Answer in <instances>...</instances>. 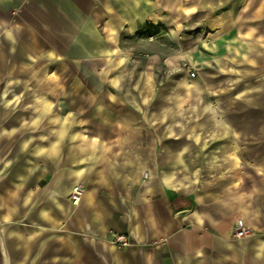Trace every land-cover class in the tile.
I'll list each match as a JSON object with an SVG mask.
<instances>
[{"label": "crops", "instance_id": "1", "mask_svg": "<svg viewBox=\"0 0 264 264\" xmlns=\"http://www.w3.org/2000/svg\"><path fill=\"white\" fill-rule=\"evenodd\" d=\"M222 1L193 0L191 21L203 12L218 31L244 15L264 31V0ZM160 5L0 0V264H264V174L233 161L226 128L184 126L176 101L165 109L181 81L115 77L145 63L121 38ZM41 59L78 77L49 85L46 110L25 126L23 98L9 105L2 88L25 76L38 89ZM238 225L253 235L233 239Z\"/></svg>", "mask_w": 264, "mask_h": 264}, {"label": "rangeland", "instance_id": "2", "mask_svg": "<svg viewBox=\"0 0 264 264\" xmlns=\"http://www.w3.org/2000/svg\"><path fill=\"white\" fill-rule=\"evenodd\" d=\"M192 2L160 0L161 5L153 7L152 22L139 27L135 39L123 35L120 46L137 53L141 51L145 63L115 72V77L158 83L181 81L182 87L168 88L165 109L170 112L176 101L183 109L184 126L199 124L216 129L226 128V132L231 133L233 161L236 160L240 164L238 167H242V171L249 176L256 172L264 174V31L257 30L254 22L245 21L247 17L244 15L243 21L229 23L225 29L218 31L208 26L203 12L191 21L189 8ZM241 2L252 9L256 4V0ZM223 12L224 7H221L215 13ZM156 20H162V23H156ZM179 32H182V39ZM48 63L45 59L40 61L38 89L32 88L25 76L22 87L9 78L8 84L6 82L2 88L9 105L21 106L23 98L24 110H29L24 111L25 126L38 121L37 118L27 117L32 110H39L41 114L46 110L49 89L54 90L49 85H53L55 80L78 77L61 63L50 66ZM191 72L197 73L195 78L189 76ZM32 96H39V103L32 104ZM197 105L200 106L199 118L196 113H191ZM173 121L168 119L165 123L169 127ZM15 125L8 121L9 127ZM215 137L223 139L222 134H215ZM8 138L10 143L15 141L16 136Z\"/></svg>", "mask_w": 264, "mask_h": 264}, {"label": "built area", "instance_id": "3", "mask_svg": "<svg viewBox=\"0 0 264 264\" xmlns=\"http://www.w3.org/2000/svg\"><path fill=\"white\" fill-rule=\"evenodd\" d=\"M195 72H191L189 76L191 78H195ZM82 188L79 185L74 186L69 194V199L73 205H78L79 201L82 196ZM253 235V231L250 228H246L243 226H236V228L233 231L232 237L233 239H241L244 237H249ZM113 245L117 247H126L128 245V242L123 237H116L111 242Z\"/></svg>", "mask_w": 264, "mask_h": 264}]
</instances>
